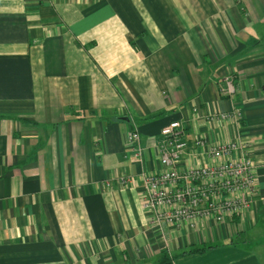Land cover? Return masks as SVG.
I'll return each mask as SVG.
<instances>
[{
  "label": "crops",
  "instance_id": "obj_1",
  "mask_svg": "<svg viewBox=\"0 0 264 264\" xmlns=\"http://www.w3.org/2000/svg\"><path fill=\"white\" fill-rule=\"evenodd\" d=\"M172 122L183 169L250 146L242 217L152 220L141 196ZM193 247L211 249L174 263L264 264V0H0V264H155Z\"/></svg>",
  "mask_w": 264,
  "mask_h": 264
},
{
  "label": "built area",
  "instance_id": "obj_2",
  "mask_svg": "<svg viewBox=\"0 0 264 264\" xmlns=\"http://www.w3.org/2000/svg\"><path fill=\"white\" fill-rule=\"evenodd\" d=\"M235 92L234 84L227 82L221 94L230 97ZM220 118L228 119V115L222 114ZM185 133V126L172 122L159 134L160 141L155 147L161 171L145 179V192L141 196L144 209L151 213L154 222L177 227L189 220L208 218L221 223L226 217H242L250 208V196L257 193L250 146L241 140L212 146L210 153L217 160L213 166L183 169L189 152ZM139 134L134 131L127 138L137 158L142 154ZM198 144L202 142L199 140ZM122 183L129 180L122 178Z\"/></svg>",
  "mask_w": 264,
  "mask_h": 264
},
{
  "label": "trees",
  "instance_id": "obj_3",
  "mask_svg": "<svg viewBox=\"0 0 264 264\" xmlns=\"http://www.w3.org/2000/svg\"><path fill=\"white\" fill-rule=\"evenodd\" d=\"M240 237V236H238ZM235 245H239V240H235L233 242ZM245 243V242H244ZM208 249H211L210 247H193L190 248L186 251H183L180 255L178 256H173L168 252H163L162 254L159 255V257H157L156 263L155 264H175V258L177 257H183V256H188V255H193V254H199V253H205Z\"/></svg>",
  "mask_w": 264,
  "mask_h": 264
}]
</instances>
